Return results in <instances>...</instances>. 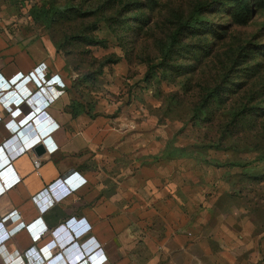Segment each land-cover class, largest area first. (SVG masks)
Here are the masks:
<instances>
[{
  "label": "rangeland",
  "instance_id": "374dc122",
  "mask_svg": "<svg viewBox=\"0 0 264 264\" xmlns=\"http://www.w3.org/2000/svg\"><path fill=\"white\" fill-rule=\"evenodd\" d=\"M214 1L0 0V32L54 47L68 113L160 218L205 229L211 264H264V0L245 24L197 11Z\"/></svg>",
  "mask_w": 264,
  "mask_h": 264
},
{
  "label": "crops",
  "instance_id": "0c3cea01",
  "mask_svg": "<svg viewBox=\"0 0 264 264\" xmlns=\"http://www.w3.org/2000/svg\"><path fill=\"white\" fill-rule=\"evenodd\" d=\"M35 69H46L53 82L47 95L36 93ZM26 89L32 99L5 102L13 100L11 91L21 95ZM60 91L37 112L48 96ZM67 105L64 64L54 47L2 30L0 264H29L24 257L29 249L42 259L57 256L53 264H211V237L205 229L192 221L160 218L151 205L149 180L124 176L109 161V134L68 113ZM13 112L21 116H10ZM30 112L32 118L20 125ZM38 146L41 154L35 151ZM72 173L86 182L74 193L58 180ZM45 189L46 199L36 204L34 198ZM49 203L40 212L39 206ZM75 219L82 220L76 230L85 228L84 223L89 227L79 240L68 228ZM21 222L25 226L18 228ZM89 248L93 251L87 255Z\"/></svg>",
  "mask_w": 264,
  "mask_h": 264
},
{
  "label": "built area",
  "instance_id": "2783aa9c",
  "mask_svg": "<svg viewBox=\"0 0 264 264\" xmlns=\"http://www.w3.org/2000/svg\"><path fill=\"white\" fill-rule=\"evenodd\" d=\"M37 73V74H36ZM31 78L33 80V83H35V88H36V93L38 94H45L47 95V90H51L52 89V86H48L49 83H52L53 82L51 80H47V70L44 69L42 71H39L38 69H35L32 73H31ZM51 87V88H50ZM12 93V99L11 101H5L8 105H12V104H15L16 102V99L17 98H21V99H26V97L28 95L31 96V93L32 91L26 89L24 90L21 95L18 94L16 92V90H13L11 91ZM58 93H62L61 91L60 92H56V94L53 96V99L48 97L47 100H44L42 102V104L37 108V112L41 111L43 108H46L47 106H49L50 104H52L58 97ZM34 112H30L28 115L26 116H22L23 119L19 122L20 125H23L26 121L30 120L33 116ZM10 116L16 118V117H19L21 116L18 112H13L10 114ZM35 139V138H34ZM34 145V143H32ZM39 166V163L37 161H33V167L36 169L38 168ZM59 181H61L65 187H67L68 191L70 193H74L76 190H78L80 187H82L83 185L86 184L85 180L82 179L77 173H72L66 177H63V178H59L58 179ZM74 180H79V183L76 184V185H72L71 183L74 181ZM47 197V192H46V189L44 191H42L41 193H39L35 198H34V202L37 204V203H40L39 201H44ZM50 204L52 203H49V205L47 206H41L40 204V212H43V211H46L48 209V207H50ZM13 214V213H12ZM82 222V220H77L75 219V221H73L71 224L68 225V228L69 230H71V232L73 233L74 237L79 240L81 237H83L86 233H88V229L89 227L87 226L86 223H84L85 225V228H82L81 230H76V226L79 225L80 223ZM25 224L24 223H20L19 227L18 228H22L24 227ZM17 228V229H18ZM16 231V229H15ZM15 231H11V232H15ZM89 251L87 252V255L92 253L93 249L89 248L88 249ZM57 251L59 252V249H57ZM60 253V252H59ZM58 253V255H59ZM40 258H39V257ZM24 257L27 259L28 263L29 264H53L55 263V261L57 260H54L56 259L57 256L51 258V259H48V257L46 259H42V257L40 255H38V253H36L34 251V249H29L28 251H26L24 253ZM38 257V258H37ZM62 256L60 254L59 258L60 259Z\"/></svg>",
  "mask_w": 264,
  "mask_h": 264
},
{
  "label": "trees",
  "instance_id": "16d2710c",
  "mask_svg": "<svg viewBox=\"0 0 264 264\" xmlns=\"http://www.w3.org/2000/svg\"><path fill=\"white\" fill-rule=\"evenodd\" d=\"M234 3L235 4V11L233 14V21L237 24H245L249 18V10H248V1L247 0H232L230 2H224L222 3V1H214L212 4H208L205 6H198L197 11L200 10H205L208 11L210 9H212V6L215 5H222L224 6L225 4H231ZM230 6V5H229ZM228 6V7H229ZM212 7V8H211Z\"/></svg>",
  "mask_w": 264,
  "mask_h": 264
},
{
  "label": "clouds",
  "instance_id": "9594fccd",
  "mask_svg": "<svg viewBox=\"0 0 264 264\" xmlns=\"http://www.w3.org/2000/svg\"><path fill=\"white\" fill-rule=\"evenodd\" d=\"M48 83H49V85L48 86H52L53 84L52 83H50L49 81H48ZM35 84V83H34ZM51 92V91H50ZM52 94V93H51ZM53 96H54V94H52V96L50 95V96H48V97H50V98H52L53 99ZM27 98H30V99H32V97L30 96V95H28L27 97H26V99Z\"/></svg>",
  "mask_w": 264,
  "mask_h": 264
},
{
  "label": "water",
  "instance_id": "95a60500",
  "mask_svg": "<svg viewBox=\"0 0 264 264\" xmlns=\"http://www.w3.org/2000/svg\"><path fill=\"white\" fill-rule=\"evenodd\" d=\"M36 153L37 154H41L43 152L42 148L40 146H38L36 149H35Z\"/></svg>",
  "mask_w": 264,
  "mask_h": 264
}]
</instances>
